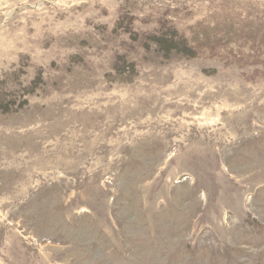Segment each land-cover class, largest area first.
Listing matches in <instances>:
<instances>
[{
    "label": "rangeland",
    "instance_id": "374dc122",
    "mask_svg": "<svg viewBox=\"0 0 264 264\" xmlns=\"http://www.w3.org/2000/svg\"><path fill=\"white\" fill-rule=\"evenodd\" d=\"M0 264H264V0H0Z\"/></svg>",
    "mask_w": 264,
    "mask_h": 264
}]
</instances>
